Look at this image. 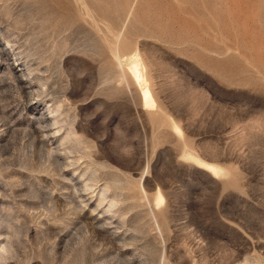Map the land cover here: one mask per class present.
I'll return each mask as SVG.
<instances>
[{"label": "rangeland", "instance_id": "1", "mask_svg": "<svg viewBox=\"0 0 264 264\" xmlns=\"http://www.w3.org/2000/svg\"><path fill=\"white\" fill-rule=\"evenodd\" d=\"M0 264H264V0H0Z\"/></svg>", "mask_w": 264, "mask_h": 264}, {"label": "bare ground", "instance_id": "2", "mask_svg": "<svg viewBox=\"0 0 264 264\" xmlns=\"http://www.w3.org/2000/svg\"><path fill=\"white\" fill-rule=\"evenodd\" d=\"M137 56V55H136ZM137 58V57H136ZM140 60V59H139ZM138 60V62H139ZM137 61V60H136ZM138 62H134L133 65L131 66L130 68V71L135 79V81L137 82L139 88H140V92H141V95L143 97V100L145 102V105L146 106H150V107H153L156 105V99L152 93V90H151V87L149 85V80L148 78L146 77V74H145V70L146 69H143V65L142 67L140 66V63ZM142 63V62H141ZM213 166V165H212ZM211 166V167H212ZM209 168V167H208ZM215 169V167L213 168ZM212 170V169H211ZM217 170V169H216ZM159 201L162 202L163 201V197L160 196L159 197Z\"/></svg>", "mask_w": 264, "mask_h": 264}]
</instances>
